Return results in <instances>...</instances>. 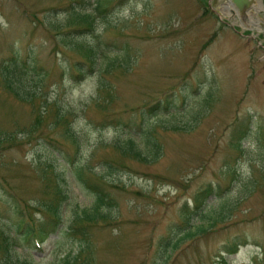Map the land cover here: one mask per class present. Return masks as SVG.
<instances>
[{
    "label": "rangeland",
    "instance_id": "1",
    "mask_svg": "<svg viewBox=\"0 0 264 264\" xmlns=\"http://www.w3.org/2000/svg\"><path fill=\"white\" fill-rule=\"evenodd\" d=\"M206 1L205 16L204 0H0V221L54 198L43 171L59 172L67 194L58 233L19 248L21 260L66 264L88 242L93 264H162L173 236L166 264H264V27ZM79 13L93 30L77 27ZM16 52L26 101L1 75ZM166 99L169 110H153ZM132 139L141 158L122 152ZM209 183L219 194L193 222L207 230L186 238L182 209ZM91 184L112 199L113 219L85 225L82 243L70 228L95 204ZM220 204L227 219L209 228ZM235 240L238 253H224Z\"/></svg>",
    "mask_w": 264,
    "mask_h": 264
},
{
    "label": "trees",
    "instance_id": "2",
    "mask_svg": "<svg viewBox=\"0 0 264 264\" xmlns=\"http://www.w3.org/2000/svg\"><path fill=\"white\" fill-rule=\"evenodd\" d=\"M97 8L100 11V7L97 4ZM79 20H78V19ZM77 27H82V30H93L95 24V18L92 14H78L77 16ZM85 25L88 28H84ZM79 51H82L85 54V57L88 59L87 61L90 64L95 65V50L93 47L81 44ZM77 70V69H76ZM28 73V67L26 63L21 59L20 55L16 52L14 53L10 60L9 64L3 67L2 76L5 77L6 88L13 92L16 96H18L21 101H26L27 97L32 95L33 93H29L23 90L18 83L21 82L23 76ZM80 76L79 78L82 79ZM78 79V78H76ZM165 105V107H164ZM173 105L172 100L166 99L163 104L159 101L155 106H153V110H162L163 107L165 110H169ZM41 112L39 111L37 122L41 124ZM59 122L65 118V116H58ZM137 141L134 139L129 140L124 146H122V152L125 155H132L136 158H141L142 153L138 150ZM238 149H241V145H237ZM74 165L76 176L80 180L82 178L83 171L80 168H77L78 162ZM53 164H49L47 169L53 170ZM53 177L51 174L43 171L41 175H43L42 180H48V184L51 185L54 198L48 202L39 203L37 206L29 207L26 209H21L17 206L16 215L18 216V220H10V222H2L0 221V264H33V261L29 259L21 260L18 255L19 248L27 246L29 251L34 249H38L42 247L45 241L58 233L60 228L64 223V217L62 212V204L67 200V194L62 186L65 181L62 178V175L59 172L52 171ZM87 182V180L85 179ZM90 189H92L96 194V201L93 204L92 208L84 209L82 214H76V218L74 220V227L70 228V234L74 237L82 236V243L85 242V229L83 228L85 225L96 224L99 221L110 222L113 219V214H111L110 209L114 205L113 201L109 196L103 194L102 192H98V188L94 187L92 184L89 185ZM219 193L215 186L212 183H209L202 188H200L193 196L194 206L190 208L187 204L182 209L181 218L183 219L182 224L176 226L178 233H182L186 238H193L197 235L204 233L207 229L205 227H198L197 231L193 226L194 220L197 218L204 208L207 206L208 201L217 196ZM22 201H24L22 199ZM25 202V201H24ZM27 203V202H26ZM41 207V208H39ZM106 209V210H105ZM30 210L39 211L43 217V221H38L35 216V213H32ZM210 226L215 227L217 224L224 222L227 218V214L225 209L222 207V204L219 206V210L217 212L211 214L209 216ZM81 227V228H80ZM174 233V232H173ZM82 234V235H81ZM180 240V239H179ZM178 240V241H179ZM174 237L170 236L169 239H165L162 242V245L159 249V258L162 261V264H166L167 261L173 258L175 250L178 248L179 243L181 242H173ZM175 243V244H172ZM244 244V242H237L235 240L233 243L228 244L224 247V253L227 255H234L238 253L240 247ZM85 246H81L80 252L75 256H68L65 259L66 264H93V258L87 257L86 255L90 251V246L88 242L85 243ZM28 251V252H29ZM28 255H30L28 253ZM219 264H228L226 261V257L220 255L218 257Z\"/></svg>",
    "mask_w": 264,
    "mask_h": 264
},
{
    "label": "water",
    "instance_id": "3",
    "mask_svg": "<svg viewBox=\"0 0 264 264\" xmlns=\"http://www.w3.org/2000/svg\"><path fill=\"white\" fill-rule=\"evenodd\" d=\"M256 0H231V6H236L243 14L246 13Z\"/></svg>",
    "mask_w": 264,
    "mask_h": 264
},
{
    "label": "flooded vegetation",
    "instance_id": "4",
    "mask_svg": "<svg viewBox=\"0 0 264 264\" xmlns=\"http://www.w3.org/2000/svg\"><path fill=\"white\" fill-rule=\"evenodd\" d=\"M224 1L227 4L229 3V0H224ZM214 3H215V0H214ZM226 7H227V5L226 6H223L224 9H226ZM257 10H260V6L255 5V7L252 9V12H256ZM251 23H253V25H257L256 24L257 23L256 18L248 19L247 24H251Z\"/></svg>",
    "mask_w": 264,
    "mask_h": 264
},
{
    "label": "bare ground",
    "instance_id": "5",
    "mask_svg": "<svg viewBox=\"0 0 264 264\" xmlns=\"http://www.w3.org/2000/svg\"><path fill=\"white\" fill-rule=\"evenodd\" d=\"M228 12H229V11H228ZM249 18H251V16H250Z\"/></svg>",
    "mask_w": 264,
    "mask_h": 264
}]
</instances>
